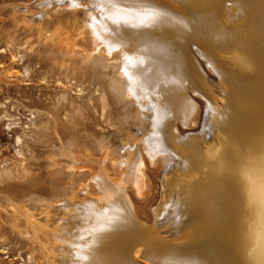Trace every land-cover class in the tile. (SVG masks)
I'll list each match as a JSON object with an SVG mask.
<instances>
[{"label":"bare ground","instance_id":"1","mask_svg":"<svg viewBox=\"0 0 264 264\" xmlns=\"http://www.w3.org/2000/svg\"><path fill=\"white\" fill-rule=\"evenodd\" d=\"M59 1L81 9L89 42L118 57L116 77H124L120 87L112 84L110 108L124 116L141 99L148 108L141 113L147 120L134 117L142 137H149L142 144L145 156L160 159L150 174L174 168L155 195L152 213L137 140L112 157L110 167L104 157L55 158L91 190L72 189L51 199L50 188L49 200L25 198L34 211L27 217L36 223L33 229L25 222L26 261L38 255L35 264H139L136 257L147 264H264V0ZM42 3L34 13L27 5L10 6L28 26L38 27L41 8L48 6ZM225 3L245 21L235 25L224 16ZM191 45L216 82L207 81ZM202 117L210 142L204 128L201 135L175 133V123L198 131ZM133 187L143 197L137 202L127 198ZM4 203L14 216L19 213V205ZM131 205L164 221L142 224Z\"/></svg>","mask_w":264,"mask_h":264},{"label":"rangeland","instance_id":"2","mask_svg":"<svg viewBox=\"0 0 264 264\" xmlns=\"http://www.w3.org/2000/svg\"><path fill=\"white\" fill-rule=\"evenodd\" d=\"M42 1L48 6L44 10L41 8L44 15L38 27L28 26L23 22L25 18L10 6L27 5L34 13L38 12L37 3ZM45 1L0 0L3 6L0 9V240L3 239L0 242V264H35L34 261L39 258L34 255L31 261L24 259L29 253V247L26 248L23 239L26 235L23 232L26 231L27 222L33 229L36 224L33 218L27 217L32 211L23 203L27 196L35 194L49 200L53 191L55 194L53 192L51 199L69 193L72 189L86 188V192H90V186H83V177L76 176L74 172L72 179L69 174L72 171L67 170L66 164L56 163L55 158L84 155L104 157L105 165L110 167L111 160L120 156L119 152L127 151L136 140L138 149L143 152L142 144L146 138L142 137L141 127L136 120L139 114L142 121L147 120L143 117L146 115L145 109H148L143 106V99L139 107L129 110L124 116L112 110L118 111V108H110L115 99L111 93L112 84L117 83L119 86V81L124 77H116L118 57L114 52L105 55L102 49L89 42L84 22L86 14L81 9L68 8L64 1ZM225 4L222 11L231 22L235 21L237 25L245 21L241 14H238V19L236 13L231 15L228 4ZM192 46L193 57H198L195 61L201 64L197 63L207 81L216 82L215 74L213 76V71L210 72ZM190 95L197 105L201 103L196 95L191 92ZM199 106L202 107L201 104ZM122 117L126 120L121 121ZM206 122L201 123L198 131H186L179 123H175L174 131L186 137L191 133L201 135L205 129V140L208 143L211 131L206 127ZM17 140L19 144L15 142ZM142 156L146 163L149 197L152 201L147 209L153 213L156 208L153 204L158 200L155 195L160 196L174 166H164L158 170V176L152 175L149 171L158 168L160 159L150 162L144 152ZM82 172L85 171L79 175ZM50 188L54 190L50 192ZM128 193L129 201L137 202L143 198L136 195L134 187L127 189ZM5 199L19 205L16 216L5 205ZM131 207L142 224L153 225L164 221L155 217L153 219L154 214L145 216L137 205ZM37 225L40 223L37 222ZM18 254L23 261L12 260ZM136 258L137 263L147 264L139 260V257Z\"/></svg>","mask_w":264,"mask_h":264},{"label":"flooded vegetation","instance_id":"3","mask_svg":"<svg viewBox=\"0 0 264 264\" xmlns=\"http://www.w3.org/2000/svg\"><path fill=\"white\" fill-rule=\"evenodd\" d=\"M18 256H19V254L17 255L16 258H13L12 260H14V261H16V260H21V261H23L24 259H26V258H24V259L22 260V258H21V257H18Z\"/></svg>","mask_w":264,"mask_h":264}]
</instances>
